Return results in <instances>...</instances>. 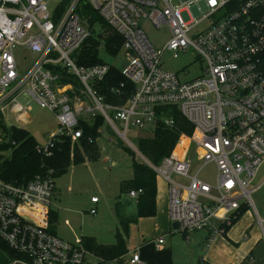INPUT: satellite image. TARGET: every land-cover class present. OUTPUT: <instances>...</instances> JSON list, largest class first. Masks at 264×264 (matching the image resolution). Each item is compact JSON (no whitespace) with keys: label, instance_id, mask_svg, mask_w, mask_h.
Segmentation results:
<instances>
[{"label":"built area","instance_id":"built-area-1","mask_svg":"<svg viewBox=\"0 0 264 264\" xmlns=\"http://www.w3.org/2000/svg\"><path fill=\"white\" fill-rule=\"evenodd\" d=\"M47 1L0 0V118L7 125L11 117L29 120L31 106L18 100L26 94L57 118L58 128L48 143L63 133L79 138L77 127L89 113L94 119L100 116L140 154L126 138L130 126L152 131L157 122L172 126L176 111L192 126L190 135L179 136L194 145L192 157L173 152L159 165L145 159L167 180L169 223L171 228L178 223L172 231L205 229L209 247L246 206L253 209L264 241V218L250 189L264 160V0H59L52 13ZM194 2L200 17L186 21L184 6ZM84 3L122 39L127 66L120 72L133 85L123 104L107 101L94 87L106 79L110 64L78 62L79 50L92 34L82 14ZM142 19L156 28L168 27L170 37L163 49L148 40ZM99 47L106 49L104 43ZM164 50L174 58L191 50L202 62L201 74L183 79L187 66L181 72L162 67ZM197 155L201 163L191 173ZM208 163L215 166L212 183L198 175ZM53 192L50 175L26 183L0 178V240L14 253L10 256L0 248V259L1 254L7 256L5 264L84 263L88 251L81 243L67 242L49 230ZM141 192L138 188L126 194L136 199ZM89 212L95 214L96 209ZM162 243L161 236L157 244ZM127 264L145 263L133 255Z\"/></svg>","mask_w":264,"mask_h":264},{"label":"rangeland","instance_id":"rangeland-1","mask_svg":"<svg viewBox=\"0 0 264 264\" xmlns=\"http://www.w3.org/2000/svg\"><path fill=\"white\" fill-rule=\"evenodd\" d=\"M58 1L59 0L47 1V8L50 13L56 8ZM85 13L87 14L86 11ZM182 17L186 21L190 20L191 17L199 18V4L194 2L189 6L185 5ZM140 26L145 32L148 40L156 49L164 48L170 37L167 26L156 28L146 19L140 20ZM93 29L95 31L100 29L99 21L90 23L89 30L92 33H94ZM101 43H103L102 40ZM97 56L101 61L110 64L118 71H121L127 66V61L124 59V54L121 50L113 54L108 52L105 48L100 47L97 50ZM33 57L34 54H29V58ZM29 58L25 59L24 62ZM160 63L162 67L174 72H181V69L187 66L186 70L188 72L180 75L183 79L194 78L201 74L202 62L196 59L191 50L180 53L178 58H174L171 52L164 50L160 58ZM74 84L78 86L77 82ZM18 100L23 105L29 104L31 106L29 110L30 121L29 123H13L11 122L13 121L11 117V121L8 120L7 122H9V125L20 124V126L31 133L40 146H46L50 134L56 132L58 128L55 114L47 109L39 107V105L35 101H32L26 94H21ZM3 117L4 120L8 117L6 111ZM84 117L85 121L89 124L94 121V118H92V115L89 113L85 114ZM98 123L101 125L100 135L96 140L99 150L98 158L84 163L72 164L64 173L54 178V194L50 207L55 209L57 206L55 231L59 236L76 245L81 243L82 235L95 237L98 242L105 245H112L114 243V233L118 226V222L114 214L113 203L114 196L119 192V182L122 179H129L132 177L133 161L138 164H143L145 162L142 153L140 152V155L133 151L125 141L122 140L123 145L132 151L133 154H131L129 150L124 149V146H119L117 144L118 135L111 127V129L108 128V125L104 121L99 119ZM153 135V131L148 128L140 129L130 126L126 138L138 149V141L140 138H152ZM183 139L186 138H178L171 153L175 152L177 147L182 145ZM7 141L8 137L5 133H0V143L3 144V142ZM187 143L188 140L186 139V144H183L181 151L187 147L186 158L190 159L193 154L194 145H187ZM10 153L11 150L9 148L0 150V155L2 157H8ZM198 160L199 156L197 155V160H194L191 173H194L200 165L201 162ZM160 162L161 161H151L154 165H159ZM198 175L202 180L212 183L215 175L214 164L208 163L204 165ZM156 176L163 178V181L167 184V180L164 177L157 173ZM172 177L178 179L176 175ZM254 185H256V189L251 192V199L259 216L264 218V160L250 184V189H253ZM167 193L169 204L168 189ZM93 196L98 198L99 202L97 204H91V198ZM165 197L166 191L165 193L163 192V198L165 199ZM122 200L127 202L125 212L129 214L132 213L131 211L134 210L132 199H129L127 194H123ZM92 207L96 209L95 214L89 212ZM253 222L256 223V216L253 209L250 207L243 212L239 220L232 226L229 233H227L228 237L234 243L229 242L226 236L223 237V234H220L213 237V243L211 242V246L207 247L205 243V237L207 236L205 229L188 232L186 237H184L180 231L173 232L171 225V234L164 236V241L165 239L169 241L168 246L174 250L173 256L178 263L206 264L205 262H208L210 264H229L226 260L229 261L230 257H232L233 262H231V264H237L235 261L245 258L249 251L250 244L254 243L253 234L250 240H246L242 236V231L246 225L251 223L252 226L249 231L256 233L255 235L261 238L257 247L259 251L256 253L257 261L261 263L264 262V241L260 230L256 229L255 223ZM222 238L223 241H221ZM1 256H3V254H1ZM124 257V260L126 259L128 261L129 255H125ZM254 259L255 257L250 258L252 261ZM5 261L6 258L4 257L2 262L5 264ZM85 261V264H98V260L89 254L86 255Z\"/></svg>","mask_w":264,"mask_h":264},{"label":"trees","instance_id":"trees-1","mask_svg":"<svg viewBox=\"0 0 264 264\" xmlns=\"http://www.w3.org/2000/svg\"><path fill=\"white\" fill-rule=\"evenodd\" d=\"M82 14L88 19L87 22L89 27L90 23L99 21L102 33L94 31V33L88 37L79 50L78 62L84 65L102 62L97 56V50L100 48L101 40L110 53H117L121 47V37L110 32L96 11L87 3L83 4ZM261 66L264 71V57L262 58ZM94 87L107 101L116 104H123L133 90L132 83L125 79L121 72L112 66L107 73L106 79L96 83ZM112 88L114 90H112ZM173 117L175 122H173L172 126H167L163 124V122H157L152 138L139 139L138 150L145 159L149 161H162L164 157L171 153L182 133L190 135L192 132L190 123L176 111ZM99 119L103 121L100 116H97L90 124L87 122H80L77 127V129L81 130V136L79 138L72 139L71 135L65 133L58 134L48 143L47 147H44L36 142L27 129L14 125H7V123L0 118L2 133H5L8 137L7 142H3V144L0 143V150L4 148H9L11 150L8 157H2L0 155V178L8 182L26 183L37 175H50L54 182V178L64 173L70 165L84 163L98 158L99 150L96 140L100 135L101 125L98 123ZM117 144L119 146H124L122 140L118 137ZM183 144H186V139L182 140V145L177 147L175 153L181 151ZM124 149L129 150L125 146ZM130 152L133 154L132 151ZM132 172V177L123 179L120 182L119 195L115 198L113 203L114 214L118 222L114 243L112 245H105L99 243L95 237H81V244L88 252L97 258L98 264H125L124 256L128 252L126 247L128 225L137 221L139 217H150L155 214L156 173L145 162L143 164H138L135 161L132 163ZM138 188H140L142 192L139 193L136 199L135 211L130 214L126 213L125 207L127 202H124L120 196L126 194L131 189ZM247 209L248 207L242 206L236 216L232 218L231 224L226 226L225 230L233 225ZM54 222L55 216L51 214L49 220V230L51 232H53L52 226ZM224 233L225 231L223 234ZM0 248L6 250L10 256H14V253L10 251L1 240ZM4 257L7 259L6 254H3L0 259V264H4L2 262ZM205 263L209 264L207 262Z\"/></svg>","mask_w":264,"mask_h":264},{"label":"crops","instance_id":"crops-1","mask_svg":"<svg viewBox=\"0 0 264 264\" xmlns=\"http://www.w3.org/2000/svg\"><path fill=\"white\" fill-rule=\"evenodd\" d=\"M9 121H11V120L9 119ZM29 121L30 120L16 121L15 118H13V121H11V122H13V123H19V122L29 123ZM14 126L22 127V126H20V124L14 125ZM178 154L182 155L183 158H186V154L184 151H181ZM122 180H120V182ZM120 182H119V185H120ZM255 186L256 185H254L253 190L256 189ZM167 189H168V186H167L166 182L163 181V178L156 176V197H155L156 210H155V214L153 216H150V217H139L137 219V221L132 222L128 225V236L126 239V247L128 249V252L126 255L127 256L129 255V258L132 257L133 255H138V257L141 260H143L145 264H179L174 259V256H173L174 250L172 248H170V246H168L169 241H166V239H165L164 243H162L161 245L157 244V239L159 237H161V236L164 237L167 234H171L169 216H168V198H167L168 193H167ZM165 191H166V197L164 199L163 198V192L165 193ZM53 194H54V192H53ZM118 195H119V192H118V194H116L114 196V200ZM122 195L120 196L121 199H122ZM129 199H132V198H129ZM132 201L134 203V210L131 212L133 213L135 211L136 199H132ZM98 202H99V200L95 203L91 202V204H97ZM56 208H57V206L55 207V209H52L50 207V211H49L50 215L52 214L55 216V220H56V215H57L56 214ZM50 215H49V220H50ZM239 218H238V220H239ZM253 223H255V222H253ZM234 224L231 225L227 230H225L224 234L222 233L223 237L226 236V239H228L229 242H233V241L228 237L227 233H229V231L231 230L232 226H234ZM49 225H50V223H49ZM251 226H252L251 223H248L246 225V227L242 231V236L246 233L247 238H244V237L243 238L246 240L247 239L250 240V238L253 234L254 243L250 244L249 251H248L247 255L245 256V258H242L240 260L235 261V263H237V264H264V262L259 263L257 261L256 253L259 251L257 249V247H258L259 242L261 241V238H258L255 235L256 233H252V231H249ZM255 227H256V229H259V227L257 226L256 223H255ZM52 231L56 236L65 240L63 237L59 236L56 233L55 222L52 226ZM182 235L184 237H186L187 233H184ZM82 236H84V235H82ZM114 237H115V233H114ZM257 238H258V240H257ZM65 241L69 242L68 240H65ZM221 241H223V238L221 239ZM88 254L92 255L90 252H88L86 255H88ZM86 255H85L83 264H85V262H86L85 261ZM253 257H255V259L253 261L250 260V258H253ZM124 262H125V264H127L126 259L124 260ZM226 262L231 264V262H233V258L230 257V260L229 261L226 260Z\"/></svg>","mask_w":264,"mask_h":264},{"label":"water","instance_id":"water-1","mask_svg":"<svg viewBox=\"0 0 264 264\" xmlns=\"http://www.w3.org/2000/svg\"><path fill=\"white\" fill-rule=\"evenodd\" d=\"M172 228H174V229L178 228V223L177 222L173 223Z\"/></svg>","mask_w":264,"mask_h":264},{"label":"snow or ice","instance_id":"snow-or-ice-1","mask_svg":"<svg viewBox=\"0 0 264 264\" xmlns=\"http://www.w3.org/2000/svg\"><path fill=\"white\" fill-rule=\"evenodd\" d=\"M212 2H213V3H215V2H216V0H212Z\"/></svg>","mask_w":264,"mask_h":264}]
</instances>
